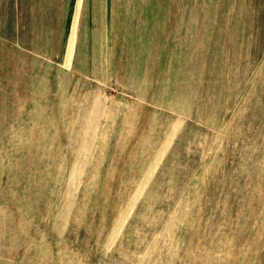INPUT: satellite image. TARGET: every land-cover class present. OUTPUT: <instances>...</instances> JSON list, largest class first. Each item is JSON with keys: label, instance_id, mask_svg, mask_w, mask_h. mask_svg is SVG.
Returning <instances> with one entry per match:
<instances>
[{"label": "rangeland", "instance_id": "obj_1", "mask_svg": "<svg viewBox=\"0 0 264 264\" xmlns=\"http://www.w3.org/2000/svg\"><path fill=\"white\" fill-rule=\"evenodd\" d=\"M0 264H264V0H0Z\"/></svg>", "mask_w": 264, "mask_h": 264}]
</instances>
